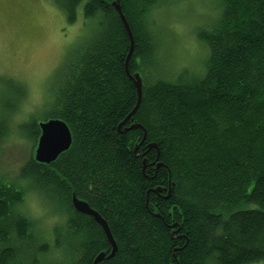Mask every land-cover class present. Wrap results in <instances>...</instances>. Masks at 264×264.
Segmentation results:
<instances>
[{
	"label": "trees",
	"instance_id": "16d2710c",
	"mask_svg": "<svg viewBox=\"0 0 264 264\" xmlns=\"http://www.w3.org/2000/svg\"><path fill=\"white\" fill-rule=\"evenodd\" d=\"M54 1L74 25L84 0ZM113 1L84 5L93 34L57 69L39 115L10 127L26 91L0 75V148L14 127L35 144L39 122L50 119L73 137L55 163L31 158L15 181L0 175V264H21L29 245L9 237L28 241L37 225L16 209L22 184L54 213L70 214L69 228L83 237L77 264H94L111 245L73 208V195L106 219L116 241L115 256L100 264L264 263V0H220L213 29L198 33L210 50L206 74L175 80L153 17L166 0H120L135 42L128 71L143 79L139 110L123 128L138 97ZM133 122L147 130L144 143L143 130L126 132Z\"/></svg>",
	"mask_w": 264,
	"mask_h": 264
},
{
	"label": "rangeland",
	"instance_id": "374dc122",
	"mask_svg": "<svg viewBox=\"0 0 264 264\" xmlns=\"http://www.w3.org/2000/svg\"><path fill=\"white\" fill-rule=\"evenodd\" d=\"M87 1L78 7V19L71 25L54 0H0V75L20 82L26 91L19 112L12 117L11 128L39 115L57 69L65 63L81 37L86 41L92 36L95 21L84 18ZM220 12V0H166L154 14L156 41L160 43L158 52L172 65L171 79L206 74L205 63L210 50L198 38V33L213 29ZM158 65L156 61V65L150 67L151 79L158 75ZM33 147L29 137L14 127L0 148V175L15 181L13 177L33 157L36 150ZM34 196L37 214L42 208L49 215L54 214L41 196ZM46 218L38 216L35 222L42 224Z\"/></svg>",
	"mask_w": 264,
	"mask_h": 264
},
{
	"label": "clouds",
	"instance_id": "9594fccd",
	"mask_svg": "<svg viewBox=\"0 0 264 264\" xmlns=\"http://www.w3.org/2000/svg\"><path fill=\"white\" fill-rule=\"evenodd\" d=\"M21 187L23 195L16 205L17 211L31 221H36L38 216L47 217L42 224L33 227L28 241L18 239L15 233L10 235L14 246L29 245L22 249L21 264H77L83 237L69 228L70 214L60 211L49 215L43 208L37 214L34 193L24 184Z\"/></svg>",
	"mask_w": 264,
	"mask_h": 264
},
{
	"label": "water",
	"instance_id": "95a60500",
	"mask_svg": "<svg viewBox=\"0 0 264 264\" xmlns=\"http://www.w3.org/2000/svg\"><path fill=\"white\" fill-rule=\"evenodd\" d=\"M112 5L114 9L117 11L120 21H122L125 31H127L129 41L130 43V50L129 55L126 60V70L128 75L133 79L134 86H136L137 90V103L134 107L133 111L125 118V120L120 124L119 128H123V126L127 125L129 122L132 121L133 116L137 113L139 110V107L141 105L142 99H143V79L142 76L139 73H135L133 75H130L128 71V62L131 58L132 51L134 48V35L133 31H131L130 24L128 20H126L125 14L122 10L120 0H114L112 2ZM39 128H40V137L37 140V147L34 152V161L41 164V165H50L52 163H55L58 158L61 156V154L69 151V149L72 146V132L70 131L69 126L59 119H50L46 122H39ZM137 129H141L144 132V136L142 138L143 143L145 142L146 136H147V130L143 128V126L137 122H133L131 126L125 128L126 132L128 131H134ZM59 131L60 133V140L59 142H56L53 138V132ZM149 149L151 148H157V145L155 144H148L147 146ZM138 148V146L135 148V150ZM145 162V161H144ZM146 162L144 163L145 166ZM174 186V184H173ZM159 191L156 190L157 193ZM172 187L169 189V193H171ZM72 206L73 208L80 213L81 215H87L91 217L92 219H95L96 222L99 224L100 228L104 231V234L106 235L107 241H109L111 245V253L108 254L107 252L100 253L94 260V264H100L106 259H111L115 256L117 253V244L116 241L113 238L112 232L109 228L108 222L106 219H103L101 215L95 210L90 208L89 204L84 201L77 198L75 195L72 196Z\"/></svg>",
	"mask_w": 264,
	"mask_h": 264
},
{
	"label": "snow or ice",
	"instance_id": "6c2138e0",
	"mask_svg": "<svg viewBox=\"0 0 264 264\" xmlns=\"http://www.w3.org/2000/svg\"><path fill=\"white\" fill-rule=\"evenodd\" d=\"M52 135H53L54 140L56 142H59V140H60V133H59V131H54Z\"/></svg>",
	"mask_w": 264,
	"mask_h": 264
}]
</instances>
